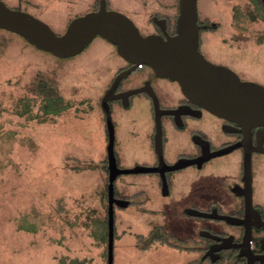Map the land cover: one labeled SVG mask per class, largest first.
Here are the masks:
<instances>
[{
    "label": "rangeland",
    "instance_id": "374dc122",
    "mask_svg": "<svg viewBox=\"0 0 264 264\" xmlns=\"http://www.w3.org/2000/svg\"><path fill=\"white\" fill-rule=\"evenodd\" d=\"M2 1L40 18L57 34L64 33L77 16L94 11L98 2ZM108 1V9L126 14L144 34L154 31L151 16L178 8V0ZM199 6L201 21L208 13L220 23L216 32L202 36L216 46L214 56L235 49V44L221 42L222 36L229 38L233 32L244 35L246 56L264 53L260 0H198ZM3 36L7 45L0 55V264H107L103 239L108 208V173L103 167L107 140L99 99L116 70V49L96 37L80 54L60 59L20 35ZM260 66L254 62L241 69L252 75ZM41 76L53 79L70 102L71 108L61 116L42 113L43 99L33 88ZM123 165H130V160L125 158ZM131 177H118L119 191L139 189L140 178ZM164 201L115 208L114 264H190L189 250L181 247L172 257L165 246L146 244L145 236L155 225L183 239L192 233L182 228L178 217L164 211Z\"/></svg>",
    "mask_w": 264,
    "mask_h": 264
},
{
    "label": "flooded vegetation",
    "instance_id": "af4514ba",
    "mask_svg": "<svg viewBox=\"0 0 264 264\" xmlns=\"http://www.w3.org/2000/svg\"><path fill=\"white\" fill-rule=\"evenodd\" d=\"M154 17L165 19L167 33L176 34L178 8L173 17L151 16L154 31L141 32L164 36ZM198 22L199 49L209 61L228 67L242 80L264 86V53L250 52L246 56L244 35L233 32L229 38L222 36L221 42L235 44V49L229 47L231 52L214 56L216 46L204 42L202 36L216 32L220 23L201 21L200 17ZM116 53L119 57L115 61L116 70L99 99L101 109L102 97L117 76L133 67L117 50ZM254 57L255 64H262L263 68L247 75L241 67L249 68ZM140 65L121 77L115 97L109 100L115 128V156L121 168L144 166L158 171L126 174L140 178L139 189L132 193L127 189L119 191L116 184L119 175L115 180L116 198L128 200V207L134 202L167 200L163 203L164 211L178 217L183 222L182 228H190L192 233L183 239L168 228L155 225L145 241L165 246L173 253L172 257L181 247L192 255L190 264H248L249 257H264V126L249 129L217 116L189 99L176 81L157 76L146 64ZM155 102L162 112L160 154L155 147ZM104 120L106 126L105 113ZM105 133L108 143L107 126ZM125 158L130 160V165H123ZM105 160L108 162L107 156ZM171 166L178 168L167 169ZM212 255L219 258L212 260ZM255 264L264 262L256 259Z\"/></svg>",
    "mask_w": 264,
    "mask_h": 264
},
{
    "label": "water",
    "instance_id": "95a60500",
    "mask_svg": "<svg viewBox=\"0 0 264 264\" xmlns=\"http://www.w3.org/2000/svg\"><path fill=\"white\" fill-rule=\"evenodd\" d=\"M198 21V0H179L175 35L167 33L166 20L158 17H154V23L161 28L164 36L143 35L130 17L108 9L106 2L101 1L97 10L77 16L68 24L64 33L57 34L40 18L22 9L9 7L0 0V29L20 35L37 49L60 59H68L80 54L99 36L114 45L118 54L133 65L126 73L117 76L101 100L108 131L107 264H114L115 207L127 208L130 203L116 198L115 180L122 174L158 171V168L144 166L121 168L117 164L115 128L109 100L115 97L113 94L122 76L140 64H146L157 76L176 81L189 99L213 114L249 129L264 126V86L242 80L228 67L209 61L199 49ZM155 104V147L160 154L162 112L158 104ZM176 168L178 166L167 167ZM211 258L217 260L219 256L212 255ZM256 259L264 262V257H249L248 264H255Z\"/></svg>",
    "mask_w": 264,
    "mask_h": 264
},
{
    "label": "trees",
    "instance_id": "16d2710c",
    "mask_svg": "<svg viewBox=\"0 0 264 264\" xmlns=\"http://www.w3.org/2000/svg\"><path fill=\"white\" fill-rule=\"evenodd\" d=\"M106 2L107 6L110 4L108 0H98L97 7L100 6V2ZM262 3V1L260 0ZM263 4V3H262ZM264 6V4H263ZM21 9V8H18ZM3 33H12L6 30L0 29V55L2 51L6 48L7 40L3 36ZM23 38V37H22ZM36 94L42 97L43 104L41 107L42 113L47 117H57L61 116L64 112L68 111L71 108V104L68 100H66L58 91L56 83L53 79L39 77L38 83L33 87ZM106 173H108V162L105 160L103 165ZM107 187L108 182L106 184L105 197L107 198ZM104 241H107V224L105 228V234L103 236ZM84 264L83 262H74L72 264Z\"/></svg>",
    "mask_w": 264,
    "mask_h": 264
},
{
    "label": "crops",
    "instance_id": "0c3cea01",
    "mask_svg": "<svg viewBox=\"0 0 264 264\" xmlns=\"http://www.w3.org/2000/svg\"><path fill=\"white\" fill-rule=\"evenodd\" d=\"M179 1V0H178ZM198 13H199V17H200V6H199V8H198ZM176 14V12H171V13H169V14H167V15H169L170 17H173L174 15ZM212 20V19H210L209 17H208V13H206V15L204 16V20Z\"/></svg>",
    "mask_w": 264,
    "mask_h": 264
},
{
    "label": "built area",
    "instance_id": "2783aa9c",
    "mask_svg": "<svg viewBox=\"0 0 264 264\" xmlns=\"http://www.w3.org/2000/svg\"><path fill=\"white\" fill-rule=\"evenodd\" d=\"M140 67H141V65H140Z\"/></svg>",
    "mask_w": 264,
    "mask_h": 264
}]
</instances>
